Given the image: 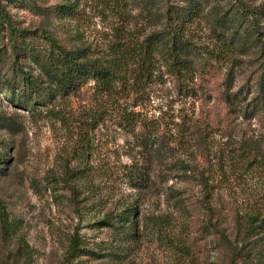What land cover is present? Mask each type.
Segmentation results:
<instances>
[{
    "label": "rangeland",
    "instance_id": "obj_1",
    "mask_svg": "<svg viewBox=\"0 0 264 264\" xmlns=\"http://www.w3.org/2000/svg\"><path fill=\"white\" fill-rule=\"evenodd\" d=\"M147 1L0 0V264H264V0H192L191 74L128 55L104 94L56 92L1 13L112 69L184 5Z\"/></svg>",
    "mask_w": 264,
    "mask_h": 264
},
{
    "label": "trees",
    "instance_id": "obj_2",
    "mask_svg": "<svg viewBox=\"0 0 264 264\" xmlns=\"http://www.w3.org/2000/svg\"><path fill=\"white\" fill-rule=\"evenodd\" d=\"M151 1L148 0L146 4H151ZM176 2L184 5L182 7L179 5L167 7L164 13L166 29L146 37L137 48L129 49L128 54H126V49H123L121 53L111 59L110 66L112 69H107L95 61L85 59L79 49H67L52 37L43 38L44 49H41V45L35 47L32 42L37 37H32L28 31L17 29L9 22L5 12L1 11V13L7 23L10 40L22 41L28 49L25 58L38 64L45 75L46 82L53 86L56 92L68 94L86 80L91 79L94 82L95 89L104 94L112 90L111 88L120 80V74L116 69L120 68L121 62L128 55L130 58L135 57L138 59L139 57V63L143 66L141 73L143 76H147V72H150V70L146 72V68L154 67L156 60H162V65L170 68L173 75L180 80H185L191 74V61L186 56L190 54L192 44L187 40L185 26L186 23H191L193 19L198 17V7L193 4L192 0H176ZM155 4L156 0H154V6ZM151 8L154 9L155 7L152 6ZM73 12L74 9L68 5L62 6L61 9L56 11V14L63 18L71 16ZM257 13H264V5L259 7ZM116 44H121V42ZM28 84L32 85L31 82H28ZM123 120L132 124L136 122L133 117H123ZM153 140L152 137L143 139L142 147L146 148V144L152 143Z\"/></svg>",
    "mask_w": 264,
    "mask_h": 264
}]
</instances>
